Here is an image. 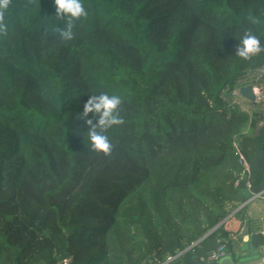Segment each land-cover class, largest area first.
<instances>
[{"label": "trees", "instance_id": "obj_1", "mask_svg": "<svg viewBox=\"0 0 264 264\" xmlns=\"http://www.w3.org/2000/svg\"><path fill=\"white\" fill-rule=\"evenodd\" d=\"M83 4L67 42L54 0L6 12L0 264H209L221 242L235 263L262 255L264 120L245 131L255 112L224 92L264 65L235 56L246 29L264 44V0ZM101 92L123 99L111 156L79 119Z\"/></svg>", "mask_w": 264, "mask_h": 264}, {"label": "clouds", "instance_id": "obj_2", "mask_svg": "<svg viewBox=\"0 0 264 264\" xmlns=\"http://www.w3.org/2000/svg\"><path fill=\"white\" fill-rule=\"evenodd\" d=\"M38 0H29V3L35 4ZM40 2V0H39ZM12 0H0V37L8 36V23L6 22V12L9 10ZM56 6L55 19L63 22V26L52 28V34L58 35L62 41H71L75 37L74 29L77 22L82 18H87L83 0H54ZM253 24L256 20L249 18ZM264 53V44L261 38L254 34L251 28L246 29L239 38V43L235 46V56L243 61H251L254 57ZM123 99L120 95H109L107 92L92 94L84 103L83 111L79 114L85 125L88 126L87 137L89 144L87 147L96 153H103L105 156H111L114 145L107 135L109 129L114 126L124 124V118L121 116ZM93 114L89 118V114Z\"/></svg>", "mask_w": 264, "mask_h": 264}, {"label": "rangeland", "instance_id": "obj_3", "mask_svg": "<svg viewBox=\"0 0 264 264\" xmlns=\"http://www.w3.org/2000/svg\"><path fill=\"white\" fill-rule=\"evenodd\" d=\"M244 84L253 86L257 95L255 103H252L239 92V86ZM224 93L230 103L246 110L251 117L255 112L252 123L248 124V129L245 128V131L248 130L249 133L254 132L255 128L264 120V65L248 70L242 78L233 83L231 89H225ZM262 253L264 254V250Z\"/></svg>", "mask_w": 264, "mask_h": 264}, {"label": "water", "instance_id": "obj_4", "mask_svg": "<svg viewBox=\"0 0 264 264\" xmlns=\"http://www.w3.org/2000/svg\"><path fill=\"white\" fill-rule=\"evenodd\" d=\"M239 92L252 103L256 102V92L251 84H244L239 86ZM240 206V205H239ZM224 220V219H223ZM222 220V221H223ZM222 221L218 222L219 225ZM214 228V227H213ZM209 264H236L229 255H223L218 260H213Z\"/></svg>", "mask_w": 264, "mask_h": 264}, {"label": "built area", "instance_id": "obj_5", "mask_svg": "<svg viewBox=\"0 0 264 264\" xmlns=\"http://www.w3.org/2000/svg\"><path fill=\"white\" fill-rule=\"evenodd\" d=\"M234 147H235L237 152H240L239 145L237 144L236 141H234ZM243 162H244L245 169L248 170V164L245 161H243ZM224 246H225L224 242H221L215 248L211 249L208 253V256H207L208 261L210 262L213 260H218L219 257L224 253ZM169 258H171V256H168V259ZM255 264H264V259L258 261Z\"/></svg>", "mask_w": 264, "mask_h": 264}, {"label": "crops", "instance_id": "obj_6", "mask_svg": "<svg viewBox=\"0 0 264 264\" xmlns=\"http://www.w3.org/2000/svg\"><path fill=\"white\" fill-rule=\"evenodd\" d=\"M255 196H257V195H255ZM262 197H264V196H262ZM223 255H229L231 257V255L229 253L224 252L221 256H223ZM262 259H264V254L259 255L258 252H253L252 254H249V255L240 256L238 261L236 262V264H255Z\"/></svg>", "mask_w": 264, "mask_h": 264}]
</instances>
